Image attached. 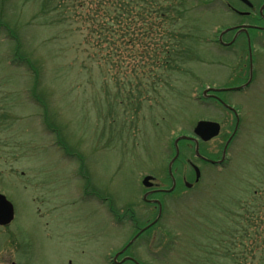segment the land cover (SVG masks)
I'll use <instances>...</instances> for the list:
<instances>
[{"label": "rangeland", "instance_id": "rangeland-1", "mask_svg": "<svg viewBox=\"0 0 264 264\" xmlns=\"http://www.w3.org/2000/svg\"><path fill=\"white\" fill-rule=\"evenodd\" d=\"M173 1L165 25L140 22L111 41L61 0H0V192L15 208L0 227V264H136L115 256L137 233L126 211L141 227L158 215L142 180L171 188L170 162L180 189L160 197L157 228L127 254L139 264H264V31L251 25L264 26V0H250L251 18L229 10H250L238 0ZM239 24L250 25L226 31ZM251 78L244 91L218 90ZM200 120L222 126L199 143L219 159L237 131L220 168L182 138ZM188 160L202 170L192 189L181 181H195ZM86 188L112 198L116 224L109 202L83 199Z\"/></svg>", "mask_w": 264, "mask_h": 264}, {"label": "trees", "instance_id": "trees-1", "mask_svg": "<svg viewBox=\"0 0 264 264\" xmlns=\"http://www.w3.org/2000/svg\"><path fill=\"white\" fill-rule=\"evenodd\" d=\"M65 0H61L63 3ZM85 4H77L74 0H67L62 5L60 4L61 11L75 13L73 9H79L84 14L81 17L87 26L90 34H96L99 40L114 41L117 35L125 38V34L134 31L136 33L138 24L143 23V26L152 25L157 23L156 19L162 20L161 25L166 24L168 16L169 5L174 3L173 0H84ZM87 2L91 6H86ZM190 8V7H189ZM191 9V8H190ZM73 10V11H72ZM130 20V23L126 22ZM126 26L122 28V26ZM134 27V29L130 28ZM165 29V27H164ZM152 30H145L144 32L150 35ZM125 31V32H121ZM123 34H121V33ZM159 77V76H158ZM156 79V78H155Z\"/></svg>", "mask_w": 264, "mask_h": 264}, {"label": "flooded vegetation", "instance_id": "flooded-vegetation-1", "mask_svg": "<svg viewBox=\"0 0 264 264\" xmlns=\"http://www.w3.org/2000/svg\"><path fill=\"white\" fill-rule=\"evenodd\" d=\"M255 7H253L254 9ZM241 17L244 18V17H250L251 18V13L252 11H241ZM261 15V14H260ZM263 19L262 15L261 17L259 18L260 21ZM264 21V20H263ZM243 25H250V24H239V25H235V26H239V27H242ZM253 27H255L257 30L259 31H264V26L262 25H258V24H251ZM237 30V28L233 29V31L235 32ZM246 34V33H245ZM246 36H248L246 34ZM223 44H231V43H223ZM248 47H249V42H248ZM236 86H228V87H224V88H235ZM237 87H240V86H237ZM218 88V87H217ZM220 88H223V87H220ZM247 87L241 89L240 91H244L246 90ZM232 91V90H231ZM215 96V97H214ZM211 97L212 99L215 100V102L217 104H221L224 108H226L227 110L229 111H232L234 112L233 110H231L230 108H228L226 106V104H228L226 102V100L221 96V95H218L216 96L215 94H211ZM210 98V97H209ZM230 105V104H229ZM222 130V128H221ZM234 132L231 133V136L226 140V144L227 142L230 140L229 144H231V142L234 140V138L236 137L237 135V131L234 133V135H232ZM232 137V138H231ZM212 141V140H211ZM193 142L195 145L196 142L193 140L191 141ZM202 143H207V142H203V141H199V143L201 144ZM210 142V141H209ZM228 147V146H227ZM195 152H196V149H195ZM227 154H228V150L226 148V145H225V148H223L222 150V155L223 157L221 156V158L219 159L218 157L214 156V155H208L206 154L204 151H201L200 149V155L196 153V155L198 156V159L202 162V163H205V164H209L211 166H214V167H222V165L224 164L226 158H227ZM188 164H190L191 166V169H192V176L194 175L195 177V181L194 183L191 182V181H188L186 177L182 178L181 181L183 180V183H184V186H186L187 188L189 189H192L194 188L195 185L199 184L201 182V179H202V170L201 168L198 166L197 163L191 161V160H188L187 162ZM197 167L200 168V175L197 176L198 172H197ZM168 174H169V177L171 178L172 180V187L171 188H163V186H160L161 184H159L158 182H155L156 181V177L152 176L153 179H152V183L149 187H145L147 190L145 191L144 193V196H143V201L146 202L147 204L151 205L154 209H158V215L153 219L151 220L150 222L147 223L146 226L144 227H141L139 225H141L139 223L138 220H136L135 218V213L133 211V208L130 207L127 209L126 211V216H128L130 218V220L133 222L134 224V227L135 229H137V233L135 234V236H137L136 240L137 241L143 234H146L147 232H149L150 230L152 229H155L157 228L158 226V223L160 222L161 220V217L163 216V212H164V199L163 198H160L161 196H165V195H172L173 193L175 192H178L179 191V183H180V177H177V174L174 172V166L172 167V163L169 164V169H168ZM148 176V175H147ZM145 178V177H144ZM143 185V184H142ZM89 187V186H88ZM100 190V189H99ZM83 193H85V198L83 197V199L87 202V203H95V204H98L100 207H102L103 203H106V202H109V206L107 208V212L109 211V214H110V220L112 222V220L114 219V222H112L113 224H116L115 222H117V213L114 215V206H113V200L111 197H103L102 194L99 192H97L95 189H92V191L88 188L84 189L83 190ZM148 194V197H146L145 195ZM158 196V197H156ZM112 217V218H111ZM15 219V218H14ZM13 222V221H12ZM12 222L10 224H12ZM10 224L8 225H0V227H8L10 226ZM147 226H149L146 230H144ZM144 230V231H142ZM135 236L132 238V240L135 238ZM131 240V241H132ZM129 242L125 247H127L125 249V251L120 254V262L121 263H124L125 261H129V262H134L136 264H139V261L137 259H135L134 257L132 256H129L127 254V252L129 251V248L133 245V243L135 242ZM129 245V246H128ZM124 247V248H125ZM118 253V252H117ZM116 253V254H117ZM115 254V255H116ZM128 258V259H127ZM117 261L114 260V257H112V260L111 262H115ZM12 263H16V262H12ZM11 263V264H12ZM116 263H119V262H116ZM19 264V263H17Z\"/></svg>", "mask_w": 264, "mask_h": 264}, {"label": "water", "instance_id": "water-1", "mask_svg": "<svg viewBox=\"0 0 264 264\" xmlns=\"http://www.w3.org/2000/svg\"><path fill=\"white\" fill-rule=\"evenodd\" d=\"M249 6H252V3L249 0H241ZM263 9V8H262ZM223 90V89H222ZM231 108V107H230ZM195 134L203 139L204 141H208L214 137H216L220 133V124L214 121H200L196 128ZM182 138L193 139L197 144V153L199 154V139L198 138H190L188 136H182ZM181 139V138H178ZM176 140V143L178 141ZM198 176L200 175L199 169L197 168ZM151 177H146L144 180V184L149 186V181ZM15 216V210L13 204L7 199V197L3 194H0V225L9 224ZM119 255V254H118Z\"/></svg>", "mask_w": 264, "mask_h": 264}]
</instances>
